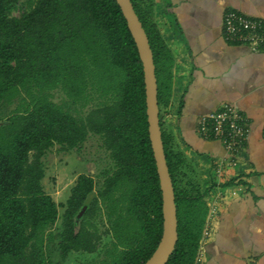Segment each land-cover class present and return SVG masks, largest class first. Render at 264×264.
<instances>
[{
	"label": "trees",
	"instance_id": "16d2710c",
	"mask_svg": "<svg viewBox=\"0 0 264 264\" xmlns=\"http://www.w3.org/2000/svg\"><path fill=\"white\" fill-rule=\"evenodd\" d=\"M18 0H0V104L21 102L0 121V264H49L46 249L57 240L61 259L99 250L104 264H143L163 230L162 198L148 137L142 64L115 0H34L11 16ZM153 53L161 138L176 205L175 247L165 264H194L207 215L205 195L162 122L170 103L173 55L154 20V0H131ZM111 102L76 117L51 99L60 88L72 104L87 89ZM1 120V119H0ZM99 135L113 164L94 191L80 173L65 202L43 190L41 158L54 144L63 150ZM209 188V187H208ZM86 203L79 220L76 214ZM62 207L60 230L51 227ZM103 210L105 234L93 222ZM89 264V263H88Z\"/></svg>",
	"mask_w": 264,
	"mask_h": 264
},
{
	"label": "crops",
	"instance_id": "0c3cea01",
	"mask_svg": "<svg viewBox=\"0 0 264 264\" xmlns=\"http://www.w3.org/2000/svg\"><path fill=\"white\" fill-rule=\"evenodd\" d=\"M264 18V0H154V19L173 55L170 103L162 122L183 152L191 178L217 211L197 264H264V49L223 36V15ZM231 103L247 137L235 166L215 168L225 151L197 130L202 114ZM209 187V188H208Z\"/></svg>",
	"mask_w": 264,
	"mask_h": 264
},
{
	"label": "rangeland",
	"instance_id": "374dc122",
	"mask_svg": "<svg viewBox=\"0 0 264 264\" xmlns=\"http://www.w3.org/2000/svg\"><path fill=\"white\" fill-rule=\"evenodd\" d=\"M33 3L34 0H18L9 14L11 16H19L23 12L28 11ZM50 93L54 102L63 103L76 117H84L91 109L109 104L112 101L109 95H100L91 86L87 89V98L84 104L81 102L72 104L60 88H56ZM20 102L21 98L18 97L9 105L0 104V121L4 122ZM41 160L44 169V176L41 180L43 190L50 194L57 203L65 202L71 187L80 173L93 177L94 191H96L100 188L103 181L102 171L113 167L109 152L102 145L101 137L93 133L89 134L81 146L76 149L63 150L60 145L54 144L46 151ZM188 173L192 175L193 172L188 171ZM62 212L63 208L59 207L58 218L51 227L53 234L57 233L61 228L60 216ZM93 222L98 223L99 231L105 234L106 220L103 210L96 212ZM109 241L110 234L109 236L104 235L98 251L93 253L70 252L65 259H61L56 245L57 240H54L47 247L46 255L49 259V264H104L102 254L99 251Z\"/></svg>",
	"mask_w": 264,
	"mask_h": 264
},
{
	"label": "water",
	"instance_id": "95a60500",
	"mask_svg": "<svg viewBox=\"0 0 264 264\" xmlns=\"http://www.w3.org/2000/svg\"><path fill=\"white\" fill-rule=\"evenodd\" d=\"M115 1L120 7L126 20L127 27L134 40L142 64L148 137L155 160L162 198V235L156 249L143 264H165L172 253L178 238L177 216L173 184L166 163L161 138L159 107L157 101V81L153 53L147 34L134 10L131 0ZM86 209L87 204L84 203L76 214V220L81 218Z\"/></svg>",
	"mask_w": 264,
	"mask_h": 264
},
{
	"label": "built area",
	"instance_id": "2783aa9c",
	"mask_svg": "<svg viewBox=\"0 0 264 264\" xmlns=\"http://www.w3.org/2000/svg\"><path fill=\"white\" fill-rule=\"evenodd\" d=\"M223 36L232 43H245L251 47L264 49V18L251 17L236 10H228L223 15ZM197 130L205 139L218 140L225 151L215 168L217 176L225 165L235 166L237 155L247 137L248 127L244 115L231 103H224L215 111L202 114L197 120ZM217 211L215 203L208 206L201 237L194 260L197 264L203 257V245L209 235V224Z\"/></svg>",
	"mask_w": 264,
	"mask_h": 264
}]
</instances>
